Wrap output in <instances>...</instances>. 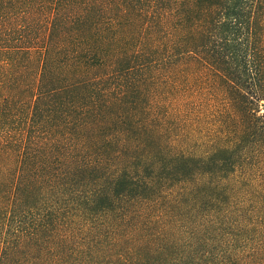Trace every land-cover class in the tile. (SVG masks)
Listing matches in <instances>:
<instances>
[{
	"label": "trees",
	"instance_id": "trees-1",
	"mask_svg": "<svg viewBox=\"0 0 264 264\" xmlns=\"http://www.w3.org/2000/svg\"><path fill=\"white\" fill-rule=\"evenodd\" d=\"M0 264H264V0H0Z\"/></svg>",
	"mask_w": 264,
	"mask_h": 264
}]
</instances>
